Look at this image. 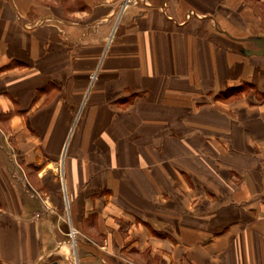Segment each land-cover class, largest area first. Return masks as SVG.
I'll return each instance as SVG.
<instances>
[{
    "label": "crops",
    "instance_id": "1",
    "mask_svg": "<svg viewBox=\"0 0 264 264\" xmlns=\"http://www.w3.org/2000/svg\"><path fill=\"white\" fill-rule=\"evenodd\" d=\"M122 1L0 0V264H264V0Z\"/></svg>",
    "mask_w": 264,
    "mask_h": 264
},
{
    "label": "rangeland",
    "instance_id": "2",
    "mask_svg": "<svg viewBox=\"0 0 264 264\" xmlns=\"http://www.w3.org/2000/svg\"><path fill=\"white\" fill-rule=\"evenodd\" d=\"M139 1H143V0H123L120 4L117 5V10H118V12L119 11L121 12V8H122L123 5L126 6V7L133 6V5L137 4ZM253 43L256 46L255 48H257V53L260 52L258 54H263L262 51H264V37L257 38L256 40L253 41ZM241 49H242L244 54H246L247 52H250V50L248 48H246V47H242ZM240 86H242V87L240 88L239 91L242 92L243 89L245 88V86H244V84H241ZM239 91L236 88H228L225 91V93L226 94H234V93L236 94V93H239ZM251 92L253 93V95L258 100H262L264 98V90H263V92H259L258 90H251ZM7 140H8L7 137L4 135V133L0 129V152L6 157V159L8 161L9 160L8 159V154H9L8 150L11 149L12 153L14 151L12 150V147H11V145L9 144V142ZM8 147H9V149H7ZM10 154H9V156H10ZM57 170H58L59 173H61L60 165H58ZM27 188L29 189L32 198H34L35 200H37L39 202L40 209H41L42 213H41V215H38V216H43L42 220L50 223V226L52 228V232H54V234H55V236L53 235V237L56 238V236H57V234H56L57 232L55 230L56 226H58L60 224L59 226L64 228L63 229L64 232L61 235L64 240L57 239L58 242H56L55 247L60 245L63 241L64 242H68L69 245H72L71 235L74 234L77 246L90 245V247L95 249L92 252H94L97 255L98 258H100V257L103 258L104 252L100 251L95 245L93 246L91 244V242H89L88 240L86 241V238L82 234H80L74 227L69 231V227H68L69 223H68V218H67V205L68 204L65 203L64 208H63V212L61 213V215L58 217V220L56 221L54 219L55 214H56L55 213L56 210L52 206V204H50V202H47V200L43 197L42 194H39V193L31 190L30 187H27ZM66 202H67V200H66ZM53 222H55V224ZM88 242H89V244H88ZM88 247L89 246H87L86 248H88ZM53 258H54V261L52 262V264H57L58 261L56 260L55 257H53Z\"/></svg>",
    "mask_w": 264,
    "mask_h": 264
},
{
    "label": "bare ground",
    "instance_id": "3",
    "mask_svg": "<svg viewBox=\"0 0 264 264\" xmlns=\"http://www.w3.org/2000/svg\"><path fill=\"white\" fill-rule=\"evenodd\" d=\"M71 238H72V244L75 245L76 244V239H75V235L72 234L71 235Z\"/></svg>",
    "mask_w": 264,
    "mask_h": 264
},
{
    "label": "water",
    "instance_id": "4",
    "mask_svg": "<svg viewBox=\"0 0 264 264\" xmlns=\"http://www.w3.org/2000/svg\"><path fill=\"white\" fill-rule=\"evenodd\" d=\"M258 53H260V52H258ZM262 53H264V51H262Z\"/></svg>",
    "mask_w": 264,
    "mask_h": 264
},
{
    "label": "built area",
    "instance_id": "5",
    "mask_svg": "<svg viewBox=\"0 0 264 264\" xmlns=\"http://www.w3.org/2000/svg\"><path fill=\"white\" fill-rule=\"evenodd\" d=\"M128 2V1H127Z\"/></svg>",
    "mask_w": 264,
    "mask_h": 264
}]
</instances>
